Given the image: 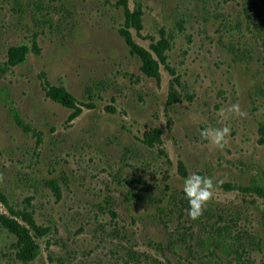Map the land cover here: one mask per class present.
<instances>
[{"label": "rangeland", "instance_id": "rangeland-1", "mask_svg": "<svg viewBox=\"0 0 264 264\" xmlns=\"http://www.w3.org/2000/svg\"><path fill=\"white\" fill-rule=\"evenodd\" d=\"M255 1L0 0V187L44 232L33 231L41 254L24 262L0 223V264H264V198L222 187L264 168V0ZM126 6L142 11L137 44L155 55L168 42L159 80L120 33ZM34 42L39 54L8 64L11 46ZM49 86L65 87L82 113L71 120ZM237 102L247 117L223 119ZM224 125L223 150L201 140ZM154 129L162 143L149 147ZM190 172L216 184L197 220L182 190ZM0 212L9 213L1 203ZM224 225L238 252L211 245Z\"/></svg>", "mask_w": 264, "mask_h": 264}, {"label": "trees", "instance_id": "trees-1", "mask_svg": "<svg viewBox=\"0 0 264 264\" xmlns=\"http://www.w3.org/2000/svg\"><path fill=\"white\" fill-rule=\"evenodd\" d=\"M245 2L249 8L257 9L259 7L257 1L255 0H245ZM125 18L126 25L120 30V33L125 38L131 54L140 59L142 63V70L147 76L159 80L160 64L161 62L164 63L166 61L165 51L168 46L166 38L162 36V38L155 45H153L155 56L152 52L137 44L131 33V28H134L137 31L142 30V11L140 9L131 11L126 6ZM31 52L36 54L40 53V48L36 42L33 43L32 47H29L26 44L11 46L8 49V64L10 66H17L25 63L29 53ZM239 59L242 58L239 57ZM47 95L53 101L74 110L70 116L71 120L75 119L82 113V108L78 104L76 98L65 87L49 86ZM170 97L172 100L175 99V94L172 92ZM13 116L17 124L24 128L30 127L22 120L17 109L13 111ZM161 134L162 131L160 129H154L146 132L144 136V143L149 147H154L157 144L160 145L162 143ZM54 184L59 193V187L56 183ZM222 187L226 190L238 189L243 193L255 194L264 198V168H260L246 184L234 185L232 183H225ZM0 203L3 204L9 211V213L0 212V223L8 230L9 233L13 234L17 238V246L19 248L18 257L24 262L35 260L41 254V245L33 231L35 230L37 235H42L44 234L42 228L36 223L31 212L25 210L18 212L14 209L1 187ZM19 217H21L25 223L21 222ZM231 232V227L229 225L215 227L216 235H214L213 238L211 237V245H215L217 248L222 250L223 253H227L228 251L238 252L239 246H237V242H234L236 240L231 236ZM205 264L215 263L206 262Z\"/></svg>", "mask_w": 264, "mask_h": 264}, {"label": "clouds", "instance_id": "clouds-1", "mask_svg": "<svg viewBox=\"0 0 264 264\" xmlns=\"http://www.w3.org/2000/svg\"><path fill=\"white\" fill-rule=\"evenodd\" d=\"M223 119L246 118L247 112L241 108L240 104L233 103L228 107L220 109ZM231 129L223 127H206L200 131L202 141H206L215 148L223 150L229 144ZM2 179V176H0ZM216 188L214 179L211 176L190 172L183 181V193L188 201L187 214L190 219L197 220L205 212L207 205L213 198Z\"/></svg>", "mask_w": 264, "mask_h": 264}]
</instances>
